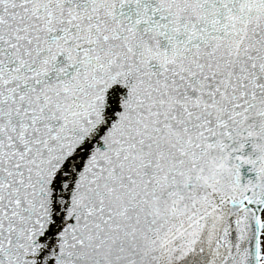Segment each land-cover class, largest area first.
<instances>
[{
    "label": "snow or ice",
    "instance_id": "1",
    "mask_svg": "<svg viewBox=\"0 0 264 264\" xmlns=\"http://www.w3.org/2000/svg\"><path fill=\"white\" fill-rule=\"evenodd\" d=\"M0 264H264V0H0Z\"/></svg>",
    "mask_w": 264,
    "mask_h": 264
}]
</instances>
